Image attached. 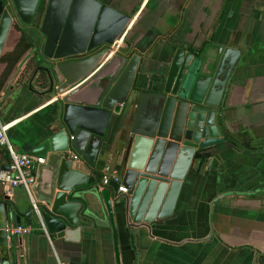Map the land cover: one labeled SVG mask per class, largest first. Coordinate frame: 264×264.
I'll return each instance as SVG.
<instances>
[{"label":"water","instance_id":"95a60500","mask_svg":"<svg viewBox=\"0 0 264 264\" xmlns=\"http://www.w3.org/2000/svg\"><path fill=\"white\" fill-rule=\"evenodd\" d=\"M135 21L102 0H0V59L15 24L33 30L38 44L18 67L27 88L54 109L46 136L25 147L45 159L32 186L38 211L22 213L0 190V264H13L21 245L7 227L27 217L70 242L94 225L111 227L121 264L118 210L126 224L171 217L189 171L227 141L224 111L243 52L179 46L149 78L126 38ZM112 126L128 139L117 157L121 180L102 186L79 165L96 169Z\"/></svg>","mask_w":264,"mask_h":264},{"label":"crops","instance_id":"0c3cea01","mask_svg":"<svg viewBox=\"0 0 264 264\" xmlns=\"http://www.w3.org/2000/svg\"><path fill=\"white\" fill-rule=\"evenodd\" d=\"M102 1L136 20L126 38L149 78L179 46L204 51L221 44L243 52L224 111L227 141L189 171L171 217L126 224L118 210L121 264H264V0ZM21 71L17 66L0 94V122L15 149L25 153L46 136L54 109L27 88ZM127 139L112 126L96 169L79 166L97 180L104 167L117 168ZM11 161L0 145V171ZM0 190L22 213L33 208L25 189L0 184ZM26 224L35 229L20 236L13 264H118L111 227L94 225L80 242H70L49 235L30 217L22 219Z\"/></svg>","mask_w":264,"mask_h":264},{"label":"built area","instance_id":"2783aa9c","mask_svg":"<svg viewBox=\"0 0 264 264\" xmlns=\"http://www.w3.org/2000/svg\"><path fill=\"white\" fill-rule=\"evenodd\" d=\"M0 106V112H1ZM0 145L4 146L11 155V164L7 170L0 171V184L5 188H23L28 194L33 197L32 186L36 181V170L40 163H44L42 157H34L28 153L18 152L6 134V129L0 122ZM73 156L72 152H69ZM74 157H76L74 155ZM120 181L119 172L111 166H106L103 169L101 176V185L106 186L110 181ZM119 192L126 193L127 188L120 184ZM33 208L38 211V204L33 200ZM35 227L32 224L19 225L17 227L8 226L7 231L9 238L12 236H24L31 234Z\"/></svg>","mask_w":264,"mask_h":264},{"label":"trees","instance_id":"16d2710c","mask_svg":"<svg viewBox=\"0 0 264 264\" xmlns=\"http://www.w3.org/2000/svg\"><path fill=\"white\" fill-rule=\"evenodd\" d=\"M9 39L0 59V94L19 62L39 41L33 30L24 29L17 24L12 27ZM32 64L30 62L29 66Z\"/></svg>","mask_w":264,"mask_h":264},{"label":"rangeland","instance_id":"374dc122","mask_svg":"<svg viewBox=\"0 0 264 264\" xmlns=\"http://www.w3.org/2000/svg\"><path fill=\"white\" fill-rule=\"evenodd\" d=\"M24 73L21 75V78H23Z\"/></svg>","mask_w":264,"mask_h":264}]
</instances>
